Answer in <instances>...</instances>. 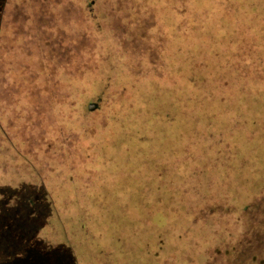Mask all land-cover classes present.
Wrapping results in <instances>:
<instances>
[{
    "label": "rangeland",
    "instance_id": "rangeland-1",
    "mask_svg": "<svg viewBox=\"0 0 264 264\" xmlns=\"http://www.w3.org/2000/svg\"><path fill=\"white\" fill-rule=\"evenodd\" d=\"M26 1L22 4L26 8H22V6L16 10V13H12L13 10L11 9L9 10L10 15L7 13L5 16L0 14L1 32L7 31L3 33V39L9 40L11 43L7 52L0 50V86L14 87L15 84L31 88L29 91L32 93L29 94L32 98L31 105L38 106L37 108L31 106L29 115L25 109H21L18 113L14 112L11 116H9L12 114L10 112H7L5 116L0 114V121L3 123L5 121L8 124L6 128L3 127L9 145H12L10 148L18 155L15 157L16 166L4 172L0 183L12 188L5 189L13 192L15 198H22L28 192V189L23 190L27 184L32 185L33 189H39L43 181L47 183L45 174L38 173L39 169L33 156L19 155L26 154L24 152L25 145H22L21 142L23 137L26 139L28 135L30 136L31 148L37 143L36 147L41 145L43 149V145H45L48 150H53V154L56 156H52L53 165L47 161L45 165L47 168H53L55 165H65L71 169H77L80 165L82 169L88 168L86 163H84L86 167L81 163L78 157L80 154L76 148L70 146L72 142L66 141L62 147L57 148L56 141L51 140V138H55L51 134L54 132L55 125H49L53 118L48 122L42 120V124L45 123L43 125L38 124L41 119L38 116L35 117L34 113L39 114L36 109L41 107V103L37 102L42 92L47 94L48 105L44 102L47 117L52 115L63 122L68 120V117L69 119H76L78 116L79 121H77L76 127L71 129L76 138L82 142L93 133L96 135L99 132V125H96L99 122L98 115L104 113V125L111 123L110 118L105 116L107 100L103 93L104 89L103 91L101 89L95 90L98 88L92 83L99 75L100 70L103 67L108 68V64H110L111 51L104 50V41L111 38L114 41L121 39L124 44L127 38L137 37L139 39L143 37L144 39L155 40L158 36L150 34L149 29L152 28L155 19L143 15H134L135 9L131 7L124 6L123 10L126 13L123 14L120 13L121 9L112 10L103 7V0H60L57 5L53 4V1L57 3V0H39L37 3L33 0ZM31 1L36 9L38 7L40 13L30 14L36 11ZM106 1L109 2V0ZM245 1L250 0H240L236 7L225 12L216 0H192L191 5L197 7L196 10L202 8L210 17L206 16V19L203 20L205 32L199 28L197 32L195 31L194 34L190 35L185 34L186 30L184 33L179 31L177 28L178 16L172 9L169 10L165 7L166 2L164 0H149L152 7L151 11L167 32L166 44L168 48L164 54L170 62V73L174 78L172 77L170 89L154 93L160 95L158 102L154 101L156 98L153 101H147L145 91H142L139 96V104L140 106L144 105V110H147L148 104L151 107L152 105L169 107L168 113L155 114L159 118L158 121L153 116L148 120V122L154 123L161 121V118L168 120L169 126L162 123L157 124L158 128L168 131L167 138L165 139L161 134L155 132L154 137L147 135L139 142L144 145V149L154 150L150 152H154L156 159L163 157L169 162L167 163L168 176L173 175L180 168H183L184 171L185 156L189 152L193 153L195 160L192 170L201 172L196 182L201 184L202 190L206 191L207 194V197H202L200 202L202 205L199 208V210L204 209L206 213L200 217L217 215L216 220L213 218L215 220L214 225L216 226L218 223L217 226L224 229L218 231L219 228H216L215 238L208 229H200V238L204 241L197 246L193 242V239L198 235L195 230L196 227L191 229L190 235H186L178 241L179 247L177 248L182 249L177 252L178 255L172 264H189L187 261L189 255L195 257V260L190 264H206L208 256L215 248L227 246L231 248L243 239L245 235L243 217H264V89H261L264 87V83L255 79L251 81V87L248 89V87L239 88L233 83L227 87L226 81L216 84L214 80L215 77L228 76L227 70H219L217 65L222 60L231 57L230 54H225L226 50L222 47L225 45V40L217 37L218 32L226 30V34L223 32L225 38L231 34L230 38L234 40L243 35L237 32V25L241 28L251 29L263 26V22L256 17L243 16L244 13L252 11ZM47 2L54 6L45 7ZM259 2L254 0V3L259 4ZM10 5L12 4L10 3ZM171 5L174 7L175 3L172 2ZM256 7L262 8L264 11L263 4L261 6L256 5ZM31 15L39 29L33 28V31L26 32L24 23L25 20L28 21V18H31ZM13 21L14 23L21 22H17V28L21 34L17 32L19 34L17 35L13 31L15 27ZM135 27L137 30L134 29ZM8 31L10 36H8ZM15 34L16 36H14ZM23 34L26 39L22 37ZM1 36L2 33L0 38ZM16 37L24 40V42L19 41L20 43L17 45ZM103 39L104 41H102ZM125 45V48L128 49V43ZM35 55L36 60L32 57ZM215 55H221L224 59L222 57L214 58ZM33 67L35 73L33 70L29 72ZM25 68L28 73L33 75L28 80L24 74ZM64 72L70 74L69 80H65L61 75ZM201 76H209L207 84L202 82L190 86L192 79L197 80ZM37 79H41V81L38 82ZM43 88L44 90H42ZM91 90L95 92H91ZM184 93L185 95L191 93L190 97L186 99ZM82 95L84 97L87 95V98H83ZM181 95H183L182 98ZM8 96L10 95L6 94V97ZM166 98H170L171 101L165 103L164 99ZM82 101H85V104ZM89 101L97 104L98 109L94 105V110L88 111L86 105ZM5 105L0 106V112ZM53 109L56 110L55 113ZM142 120H144L143 123L147 124V116ZM240 122L241 124H239ZM66 129L61 126L58 131L65 132ZM102 130L105 131V129ZM50 131L52 132L50 133ZM58 131L54 133L57 134ZM216 132L223 133L216 135ZM218 137L223 138L225 142H220ZM131 140L130 145L135 151H133L130 159L126 161V156L117 153L113 157L112 164L109 165L114 171L122 174V182L111 186L108 183L109 178L105 177L107 183L101 192L103 197L101 202L97 204L96 213L97 217H101L102 228H111L112 231L119 228L128 234L129 243L130 241H138L137 245L130 251L135 254V259L124 258L123 264H160L159 261L163 263L164 260L162 255L171 252L170 250L174 248L167 245L161 250L162 254L158 257H147L146 252L142 251L140 247V234L133 230L139 225L136 222L137 219L139 217H167V219L171 218L185 224L190 214L187 213V207L180 208L178 213L171 210L166 212L170 201L165 195V189H162L163 192L157 190L159 184L157 178V181L152 179L151 182L142 183L144 177L142 175L147 174L148 170L146 164H141L140 155L138 154V158L136 155L139 152L146 156V151L136 147H139V143L134 137ZM118 141L120 140L118 139ZM89 143L92 144V142ZM118 148L117 152L121 146L119 145ZM34 152L36 153L34 154L35 157L38 158L39 150ZM149 157L154 158L153 156ZM84 162L86 161L84 160ZM158 170L162 172L163 176L164 166H160ZM125 172L134 173V176L124 178ZM91 175L86 169L84 177L87 179L89 176L90 179ZM155 175L158 176V171ZM182 188L183 186L180 185L179 189ZM183 190L189 195L187 197L192 205L198 203L196 191H193L192 194V189L185 188ZM9 192L8 194H10ZM224 192L225 195H223ZM78 194L77 189L74 190L70 186L67 187V192L63 195L76 198ZM177 195L180 196L179 193ZM223 196L227 198V201H219ZM181 198L182 200L185 199V193H182ZM187 200L185 201L187 202ZM214 201L217 202L212 204ZM0 202L3 203L1 200ZM16 202L20 201L12 199L11 206L13 212L20 213L17 216L20 227L34 226L36 221L42 222V217L45 215L34 216L31 220L21 218L22 213L32 207L33 201L28 200L22 205L19 203L13 206ZM40 205L42 210L46 212L47 204L42 201ZM208 206L211 207L208 208ZM172 214H175L176 217H174L175 215L171 217ZM230 215L232 221L229 222ZM5 216L4 213H0L2 219H5ZM49 218L58 221V217ZM70 227L73 226L70 225ZM74 229L76 230L72 231L71 240L77 255L84 257V262L87 260L94 261L92 248L95 240L102 247L112 251L113 262H111V256H107L99 248L102 256L101 263L107 258L108 263L116 264L115 262L119 261L118 251H125L128 247L127 243L121 244V241L116 240V238H114V242V239L108 235L95 236L96 238L93 239L86 233L82 234L78 228L74 227ZM45 231L44 228L42 230L43 238L51 244L54 243ZM234 233L236 234L234 235ZM56 235L64 238V235L59 232V228ZM118 235L116 234V236ZM168 239L171 240V235H168ZM215 239L218 241L217 244H214ZM36 244H41V240L38 239ZM15 245H17L15 240H8L6 236V242H4L0 235L1 262L15 264L17 254ZM210 246L215 247L209 250Z\"/></svg>",
    "mask_w": 264,
    "mask_h": 264
},
{
    "label": "trees",
    "instance_id": "trees-1",
    "mask_svg": "<svg viewBox=\"0 0 264 264\" xmlns=\"http://www.w3.org/2000/svg\"><path fill=\"white\" fill-rule=\"evenodd\" d=\"M33 1L37 3L39 0ZM59 1L60 0H57V3L56 1H53V4L57 5L59 4ZM164 1L166 2V8L169 10L172 9L173 12H176L178 16L177 28L180 32L184 33L186 30L185 34L191 35L194 34L195 31L197 32L199 28L205 32V24L203 23V20L206 19V16L210 17V15H207V12L203 11L202 8L196 10L195 8L197 7L191 5L192 0H178L180 1L179 3L174 0ZM25 2L27 1L0 0V14H4L5 16V13H7L10 15L11 12L9 10L11 9L13 10L12 13H16V10L21 8L23 6L22 4ZM172 2L175 3L174 7L171 5ZM216 2L222 9H224L225 12H228L230 8L236 7L240 0H216ZM256 2L258 3L259 0H256ZM10 3L12 5H10ZM245 3L252 11L250 13H244L243 16L256 17L258 20L263 22V26L261 28L251 29L246 27L241 28V26L237 25V32L243 35L234 40L230 38L231 34L225 38L224 33L226 34V30L218 32L217 37L225 40V45L222 46L226 50L225 54H230L231 57L224 59L221 55L214 56V58L222 57V59H224L217 65V68L219 70L225 69L228 73V76L215 77L214 80L216 81V84L226 81L225 85L227 87L233 83L239 88L248 87V89H250L251 81L255 79L264 83V11H262V8L259 9L256 7V5L261 6L262 4L264 7V0H261L259 4L254 3V0L245 1ZM31 4L36 9V6L33 5L34 3L32 1ZM53 4L47 2L45 7L54 6ZM102 4L103 7L108 9H121L120 13L123 14L126 13L123 10L124 6L131 7L135 9L133 13L136 16L143 15L144 17L148 16L149 18H154V24L152 28L149 29L151 32L150 34H155L156 36L158 35L156 37L157 39L148 40V38L144 39L143 37L139 39L137 37L130 39L127 38L128 40L125 39V43H128V49L125 48L126 45L125 43H122L121 39L116 41L112 38L108 41H104V39L102 40L104 41V50L109 52L111 51L110 64H108V68L103 67L100 70L99 75L96 76L92 83L96 86V88H98L95 90L101 89L103 91L104 89L103 93L107 100L105 116L110 118L111 123H109V125H104V113L101 115L97 114L99 122L96 125H99V132L96 135L93 133L90 137L82 140V142L76 138L75 133L71 129L76 127V123L79 121L78 116H76V119H69L68 117V120L63 121L64 123L52 115L47 117L45 114L46 108L44 106V102L48 105L46 97L47 94L42 92V97L40 96V99L37 102L39 104L41 103L42 108L40 107L36 109L39 114L36 115L34 113L35 117L38 116V118L41 119L38 124H42V120H46V122H48L53 118L51 121L52 123L49 125H55L54 132L58 131L61 126L67 128L65 132L58 131L57 134L50 131V133L52 132L51 134L55 136V138H51V140L56 141L55 145L58 146L57 148L62 147V144H65L66 141L68 143L72 142L70 146H74V148H76V151L80 154L78 157L80 158L81 163L85 167L86 165L84 163L87 164L88 168L86 169H88L92 175L90 176V179L89 176L86 179V177H84L86 169H82L81 165L77 169H71L65 165H55L53 168H47V166H45L47 161L51 162L53 165L52 156H56L53 154V150H48L45 145H43V149L41 148V145L36 147L37 141L31 148L32 141L30 136L28 135L26 139L23 137V141L21 140V142L22 145H25L24 152L26 154L23 153L19 155H26L27 157L33 156L36 161V166L39 169L38 173L45 174L44 177L47 183L43 181L40 186L41 188L39 189H33L32 185L27 184L24 186L25 188L23 190L28 189V192L22 198H15V196H13V192H9L5 189H9L10 187L4 186L0 183V200L3 202L2 204L0 202V213H4L6 215L5 219L0 217V235L2 236L4 242H6V236L8 240H15L17 242V245H15V248L17 249L15 264H110L108 263L109 261L107 258L103 263H101L102 256L100 254V249L103 250L104 254L107 256H111V262H113L112 251L108 248L102 247V245H99L97 240L93 241L92 256L95 258L94 261L92 262L87 260V262H84V257H79V255H77L74 243L71 240L72 231L76 230L74 227L78 228L82 234L86 233L93 239L101 235H108L113 239L116 238V240L121 241V244L127 243L128 247L125 251H118L116 249L119 257V261L115 262L116 264H123L124 261L122 260H124V258L135 259V254L130 251L137 245L138 241H130L129 243L128 234L119 228H115V231H112L111 228H102L101 217H97L96 213L97 204L101 202L103 197L101 192H103L106 187L107 182L105 181V177L107 176L109 178L108 183H110L111 186L122 182V174L114 171L109 165L112 164L114 160L113 157L117 153L122 156H126V161L130 159L133 151H135L130 145V142L132 143V137H134L139 143V147H136L146 151V156H143L139 152L136 155L137 158L140 155L139 160L141 164H146L148 170L147 174L142 175L144 176L142 183L146 181L151 182L152 179H155V181L159 180L157 190L162 191V189H165V195L170 201L166 212L168 213L171 210L178 213L180 208L187 207V213L190 214L187 219V223L185 224L180 221L177 222L171 218L167 219V217H139L136 221L139 225L133 230L140 234V247L142 251L146 252L147 257H158L162 254L161 250L167 245H170L174 249H171V252L162 255L164 260H161H163V263L160 261L159 263L172 264L178 255L177 252H180L182 249L177 248L179 247L178 241L186 235H190L191 229L193 230L194 227H196L195 230L198 234L195 239L192 238L194 245L196 246L202 244V241H204V239L200 238V229H208L213 236L216 234V228H219L218 231L224 230L221 229L222 227L220 228L217 226L218 223L216 226L214 225L216 220L215 217L217 215H213L214 217H210L208 215L206 217H200L203 213H206L204 209L199 210V208L202 205L200 203L202 201V197H207V194L206 191L202 190L201 184L196 182V179L200 177L201 172H195L192 170L195 160L193 153L189 152L185 156L186 161L184 171L183 168H180L174 172L173 175L170 174L168 176L167 163L169 162L163 157L156 159L154 152H150L154 150L150 148L144 149V145L139 142L147 137V135H152L154 137L155 132L156 134H161V136L165 139L167 138L166 135H168V131L158 128L157 124L162 123L169 126L170 123L168 120H162V118L161 121L157 123L159 119L157 118V115L165 114L166 112L168 113L169 107H160L157 105H152L151 107L148 104L147 110H144V105L140 106L139 104V96L142 91H145L147 101H153L156 98L154 101L158 102L160 95L155 94L160 90L165 91L171 88L173 76L170 73V62L166 58V54H164L165 50L168 48L166 44L167 32L165 28L162 27L156 15L151 11L152 7L149 4V0H109V2L103 0ZM22 8L26 7L23 6ZM40 12L41 11H39L37 7L35 13L31 12L30 14L35 15ZM139 18L141 19L142 17ZM17 22H12L15 26L13 31L16 34L17 32L21 34L18 31ZM24 26H26V32L29 30L33 31V28L36 30L39 29V27L36 26L32 15L31 18H28V21L25 20ZM134 29L137 30V27ZM4 32L7 31L1 32L0 28V34L2 33L0 38V50L7 52L8 48L11 47V43L9 40L7 41L3 39ZM16 34L14 36H16ZM8 36H10L9 31ZM22 37L26 39L24 34ZM19 41L24 42V40L17 38V45L20 43ZM32 57L35 60L37 59L36 55ZM33 69L34 67L31 68L29 72H32ZM27 71L28 70L25 68L24 74L28 80L32 78L33 75ZM33 72L35 73V70H33ZM61 75L65 80L70 77V74L67 72H64ZM208 79L209 76H201L197 80L192 79L190 86L198 85L202 82L207 84ZM37 81L40 82L41 79H37ZM30 89L31 88L29 87L15 84L14 87L0 86V106L6 104L0 114L5 116L7 115V112H10L12 114L9 116H11L14 112L18 113L21 109H25L29 115L31 106L32 108L38 107L33 104L31 105L32 98L29 96L31 93L29 92ZM261 89H264V87H261ZM42 90H44V88ZM258 90L260 91V89ZM93 91L94 90H91V92ZM185 93L184 97L188 99L191 93L186 95ZM6 94H9L10 96L6 97ZM182 97L183 95H181V98ZM83 98H87V95L85 97L83 96ZM170 101V98L164 99L165 103ZM82 103L85 104V101H82ZM94 105L95 104L92 103V101H89L86 105V109L88 111H93ZM95 107L98 109L97 104ZM55 111L56 110L53 109L54 113ZM146 116L147 124L143 123L144 120H142ZM151 116L156 117L157 121H155V123L151 121L148 122ZM239 124H241V122ZM7 125L8 124L5 121L4 123L0 121V180L2 179L4 172L16 166L15 157L18 156L10 148L12 145H9L10 143L5 131ZM101 128L105 129V131ZM222 133L223 132H216V135H220ZM10 135L13 136L12 134ZM118 139L120 141H118ZM218 139L220 142H225L221 137H218ZM89 142H92V144ZM119 145L121 146V149L117 152ZM37 150H39V153H37L38 158L34 155L36 154L34 151ZM149 156H153L154 158ZM84 160L86 162H84ZM160 166H164L163 176L162 172H159L158 170ZM156 171H158V176L155 175ZM123 176L124 178L133 177L134 173L125 172ZM139 183L142 184L141 182ZM180 185L183 186L182 189H179ZM2 186L4 187L2 188ZM70 186L72 189H77L79 192L76 198L63 195L67 192V187ZM185 188L192 189V194L193 191L197 192H195L198 197L197 204L192 205L189 202V198L187 197L189 195L185 192V190H183ZM8 192L10 194H8ZM177 193H179L180 196H178ZM182 193H185V199L183 200L181 198ZM225 194L226 193L224 192L223 195ZM12 199L20 201L16 202L13 206L19 203V205H22L28 200L33 201L32 207L24 211L21 218L23 220L24 218L31 220L34 216L45 215V217H42V222H38L36 219V225L24 226L23 228L20 227V222L17 220V216H19L20 213L12 211ZM158 200L160 199L158 198ZM185 200H187V202ZM42 201L47 204L46 212H44L41 208L40 204ZM219 201H227V198L223 196ZM216 202L217 201H214L212 204ZM210 207L211 206H208V208ZM9 210L10 213H8ZM211 210L209 211L211 212ZM75 212H77V214H75ZM174 215L175 214H172L171 217ZM49 217H58V221H53ZM76 217L78 218L76 219ZM174 217H176V215ZM243 218V231L245 232L243 239L236 245L231 246V248L229 246L215 248L208 256L206 264H264V217H259L260 220L258 217ZM230 220L232 221V216L228 221L230 222ZM70 225L73 227H70ZM14 228L16 229L15 231ZM44 228L46 230L45 232L49 235V239L54 241V243L51 244L48 240L43 238L42 230ZM58 228L59 232L64 235V238H60L58 235L55 236ZM53 233H55L54 236ZM116 234L119 235L116 236ZM235 234L236 233H234V235ZM168 235H171V240L168 239ZM213 238H215V236ZM38 239L41 240V244L39 245L36 244ZM217 242L218 241L214 244H217ZM214 247L215 246H210L209 250H212ZM187 259L190 264V262L195 260V257L189 255ZM0 264L6 263L0 261Z\"/></svg>",
    "mask_w": 264,
    "mask_h": 264
}]
</instances>
